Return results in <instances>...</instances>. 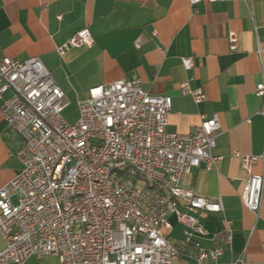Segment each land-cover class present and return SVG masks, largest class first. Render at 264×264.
<instances>
[{
    "label": "built area",
    "instance_id": "built-area-1",
    "mask_svg": "<svg viewBox=\"0 0 264 264\" xmlns=\"http://www.w3.org/2000/svg\"><path fill=\"white\" fill-rule=\"evenodd\" d=\"M92 42L82 28L56 49L63 54ZM236 42L229 32L231 50ZM134 46H140L139 37ZM181 60L185 68L192 66L191 57ZM179 88L195 102L205 98L202 89H189L186 82ZM7 92L0 114L22 145L16 153L20 171L0 187V264L46 255L61 264H179L191 241L198 264L219 258L222 247L200 246L206 229L196 211L221 213L222 200L183 185L194 167L221 158L210 153L220 132L217 113L202 115L189 133L168 131L171 97L149 93L134 75L90 87L69 122L63 90L33 56L0 58V98ZM254 94L264 118V80ZM232 154L247 173L240 200L257 215L264 194V145L258 154ZM258 161L260 172L254 173ZM169 214L184 226L183 239L168 234ZM222 220L228 243L231 220ZM231 264H243V258Z\"/></svg>",
    "mask_w": 264,
    "mask_h": 264
},
{
    "label": "crops",
    "instance_id": "crops-1",
    "mask_svg": "<svg viewBox=\"0 0 264 264\" xmlns=\"http://www.w3.org/2000/svg\"><path fill=\"white\" fill-rule=\"evenodd\" d=\"M87 28L93 42L71 47L63 54L57 46L76 31ZM236 34L231 50L228 33ZM140 39V46L134 40ZM257 48L260 53H257ZM38 57L61 87L68 102L64 118H77V102L94 85L136 75L152 94L169 95L167 130L189 133L202 115L217 113L220 132L208 166L201 163L183 178V185L209 198L220 197L223 212L196 211L206 234L202 248L222 247L216 261L264 264V194L257 215L240 200L247 177L241 154H258L264 145V118L257 112L261 99L254 94L264 80V0H0V58ZM182 57H191L185 68ZM202 89L205 98L195 102L182 93ZM9 93L0 98V105ZM22 138L8 130L0 114V187L21 169L16 156ZM251 171L260 172V162ZM15 200V198H13ZM223 217L231 220L230 242L224 241ZM168 234L184 238V226L173 214ZM3 239L0 235V249ZM197 249L188 242L179 264H198ZM15 264V263H6ZM22 264H61L58 257H28Z\"/></svg>",
    "mask_w": 264,
    "mask_h": 264
}]
</instances>
